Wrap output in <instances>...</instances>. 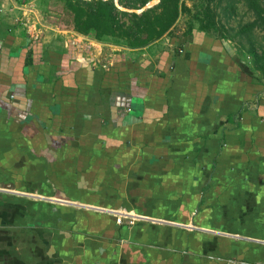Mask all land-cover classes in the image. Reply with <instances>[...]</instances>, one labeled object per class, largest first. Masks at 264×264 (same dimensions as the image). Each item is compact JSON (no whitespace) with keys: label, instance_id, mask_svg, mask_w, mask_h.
Segmentation results:
<instances>
[{"label":"crops","instance_id":"obj_1","mask_svg":"<svg viewBox=\"0 0 264 264\" xmlns=\"http://www.w3.org/2000/svg\"><path fill=\"white\" fill-rule=\"evenodd\" d=\"M20 5L0 0V264L218 259L199 232L264 245V80L232 47L32 35Z\"/></svg>","mask_w":264,"mask_h":264},{"label":"rangeland","instance_id":"obj_2","mask_svg":"<svg viewBox=\"0 0 264 264\" xmlns=\"http://www.w3.org/2000/svg\"><path fill=\"white\" fill-rule=\"evenodd\" d=\"M17 1L23 9L15 10L11 15L18 17V22H21L22 26L25 25V30L30 27L32 35H84L72 28L67 29L64 24L66 15H62V3L56 0ZM110 1L119 10L126 12L119 18L123 28L127 30V35L103 37L102 40L115 46L126 45L135 35L134 31L128 32L129 29L135 30L141 24L138 17L160 3V0H145L143 3L142 0ZM179 3L185 8L181 9L169 31L156 40H160L159 43L154 41L152 45L164 43L165 49H173L174 45L181 48L182 42L173 45L172 39L182 40L185 35L196 31V35H208L220 41L224 40L254 69L256 80H264V0H211L213 19L208 30H202L199 26L200 21L206 18L203 9L205 0H179ZM57 7L60 12L55 10ZM30 33L27 34L31 35ZM87 35L93 37L92 33Z\"/></svg>","mask_w":264,"mask_h":264},{"label":"trees","instance_id":"obj_3","mask_svg":"<svg viewBox=\"0 0 264 264\" xmlns=\"http://www.w3.org/2000/svg\"><path fill=\"white\" fill-rule=\"evenodd\" d=\"M144 1L142 0V3ZM210 1L205 0L204 3L203 9L205 10L204 16L206 18L199 23L202 30H208L213 19ZM56 2L62 3V15H66L64 24L67 29L72 28L74 31L84 35L92 33L93 38L100 42H103V37L127 35V30L123 28L119 18L121 15H125L126 12L119 10L110 0H56ZM182 8H185V6L179 3V0H160L158 6L138 17L141 24L135 30L129 29L128 32L134 31V37L130 38L126 45H119L138 48L151 44L169 31ZM55 10L60 12L58 7ZM193 33L194 31L187 35H194ZM135 65L137 66L138 64ZM199 233H201L202 240L206 238L207 241L212 240L213 243L222 240L228 246L224 251L219 248L218 250L203 249L208 255L216 256L218 259L209 257L204 263L199 261L196 264H256L258 259L248 254L252 246H255L257 251L262 254L260 260H264V245L213 233ZM243 248H246V253Z\"/></svg>","mask_w":264,"mask_h":264},{"label":"built area","instance_id":"obj_4","mask_svg":"<svg viewBox=\"0 0 264 264\" xmlns=\"http://www.w3.org/2000/svg\"><path fill=\"white\" fill-rule=\"evenodd\" d=\"M179 51L181 52V49ZM108 212H113V213L116 214L115 211L108 210ZM115 217H116V221L117 222H121V220H123V219L129 220V222H132L133 219L139 218L140 216H137V215L136 216H132V215H129L128 213H126V212H123V213L120 212V213L116 214Z\"/></svg>","mask_w":264,"mask_h":264},{"label":"water","instance_id":"obj_5","mask_svg":"<svg viewBox=\"0 0 264 264\" xmlns=\"http://www.w3.org/2000/svg\"><path fill=\"white\" fill-rule=\"evenodd\" d=\"M216 234H222V235H226V236H234V237H239L237 235H232V234H229V233H220V232H214ZM250 240V239H249ZM255 241H259V240H255ZM260 242H264V241H260Z\"/></svg>","mask_w":264,"mask_h":264}]
</instances>
